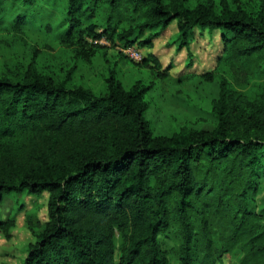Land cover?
Here are the masks:
<instances>
[{
    "label": "trees",
    "instance_id": "1",
    "mask_svg": "<svg viewBox=\"0 0 264 264\" xmlns=\"http://www.w3.org/2000/svg\"><path fill=\"white\" fill-rule=\"evenodd\" d=\"M14 1L23 6L11 18L0 5V31L19 34L36 18L24 10L33 0ZM249 1L68 0L65 32L83 34L89 48L76 57L88 62L116 45L152 48L175 20L169 45L187 50L190 67L194 29L216 30L221 53L200 75L217 87L210 129L188 118L155 134L146 117L154 81L125 88L105 54L99 92L71 84L75 66L61 76L33 61L0 70V195L49 194L46 222H27L33 240L22 264H264V207H255L264 178V0ZM115 52L155 79L170 77L153 54L136 62ZM14 226L13 217L0 221L7 239Z\"/></svg>",
    "mask_w": 264,
    "mask_h": 264
},
{
    "label": "rangeland",
    "instance_id": "2",
    "mask_svg": "<svg viewBox=\"0 0 264 264\" xmlns=\"http://www.w3.org/2000/svg\"><path fill=\"white\" fill-rule=\"evenodd\" d=\"M197 1L202 0H191V4H194ZM0 5L4 9L3 17L10 18L17 8H22L23 6L20 1L14 0H1ZM67 7L68 0H33L30 6L24 4V10H27L31 15H34L36 21L24 24V27H22V33L19 34L13 33L7 27H4V30L0 31V70L7 65H14L17 62H21L25 67L33 61L35 66L42 72L49 75L61 76L68 69L75 66V70H73L72 74L73 81L71 84H82L99 92L98 90L103 88L101 75L104 73L106 67L105 58L108 57L113 60L114 56H111V54L116 52L112 49L106 51V53L103 49L98 50V54L94 55L89 62L77 58L76 52L81 51L82 48L86 50L89 47L87 45H83L84 47L81 46L83 34L78 35L79 32L66 34L65 31L69 23L66 19ZM84 28L85 27L83 26L81 29ZM172 29H175L177 32L175 20L168 26L167 31ZM176 32L172 34V37ZM195 33L196 36H194V40L191 43V51L194 54L192 61H199L202 68H211L215 64L217 55H219L222 50L219 33L216 32V30L212 32L207 30L199 31L198 29H195ZM168 34L169 32H165V36ZM170 39L166 43H163L161 39L157 42L156 54L164 69L172 63H176L175 66L179 69L186 64V62L184 63L186 52L183 50V54H180L175 45H169ZM139 47L142 49V53L145 56L146 49L141 46ZM34 53L36 55H34ZM125 62L136 67L135 69L138 73L139 71H142V79L145 81L147 80L146 76L149 72L147 69L137 67L135 64H131L127 59H125ZM176 93L180 94L181 90ZM182 93H184V91H182ZM214 93L217 94L216 87ZM148 96L150 97L149 94ZM209 99L210 98L207 97V102ZM199 103L201 107H204L203 105L206 103V100L202 99ZM209 109L210 107L200 109L199 114L190 117L183 116L179 118L171 114L165 118H161L160 108L156 102L152 100V104L146 112V117L150 121V126L153 132L154 129H161L169 134L174 130H177L180 124L188 118L192 119L190 122L192 126L196 128L210 129L214 126L215 118L210 114ZM262 182L263 188L257 195L255 202L257 211H260V209L264 207V178ZM43 192L47 191L31 194L34 197H39V200H45V196L42 195ZM18 193L19 192H10L3 194L4 196L0 202V212L5 214L4 216L7 218L13 217L16 219L26 215L28 220L32 223L46 222V210L43 207H38L37 213L36 211H32V204L34 202H31V199L26 201L27 206L24 204L28 192H22L21 196H19ZM38 203L39 201H37V204ZM25 210L28 211L26 214L24 213ZM5 246L4 238L3 236H0V255L1 253H4L3 249ZM225 260L226 264H234L235 261L232 258H227ZM170 264L179 263L171 259Z\"/></svg>",
    "mask_w": 264,
    "mask_h": 264
},
{
    "label": "crops",
    "instance_id": "3",
    "mask_svg": "<svg viewBox=\"0 0 264 264\" xmlns=\"http://www.w3.org/2000/svg\"><path fill=\"white\" fill-rule=\"evenodd\" d=\"M167 28L153 40L152 48H144L146 49V54L150 53L158 58L156 54L157 42L161 39L163 43H166L172 37V34L176 32L175 29L167 31ZM165 32H169V34L165 36ZM195 34L196 33L194 29V36H196ZM183 50H185L186 52L184 59L185 63L187 60V50L185 48H182L178 51L180 54H183ZM114 55L115 60L117 61V76L121 80L125 88L131 87L136 80L142 79V71H139L138 73L135 69L136 67H133L132 65L126 63L125 59L121 55ZM175 65L176 63L168 65L171 66L169 70L170 77L166 80L155 79L153 75L147 71L148 73L146 76V81H154V86L149 91V95L150 98L154 102H156V104L160 108L161 118H165L171 114L179 118L183 116L190 117L199 114L200 109L210 107L211 100L214 99L217 95L214 93L216 87L215 82L207 83L200 77L202 73L211 71L214 66H212L211 68H202V65L199 64V61H192V65L190 67L186 66L185 64V66L180 67L179 69H177ZM161 67V69H164L162 65ZM179 90H181V93L177 94L176 92ZM182 91H184V93H182ZM207 97L210 98L208 102ZM202 99L206 100V103H204L203 105L204 107H201L199 103ZM154 133L168 135L167 132L161 129H154ZM18 194L19 196H21V193ZM27 194L28 196L25 197L26 199L24 201L25 206H27L26 201L28 199H31V202H34L32 204V211H36L37 213L38 207H43L45 210L47 209V201L49 197L48 192L42 193V195L45 196V200H39V197H34L31 193ZM3 196L4 195H0V202ZM37 201H39L38 204ZM27 212V210L24 211L25 214ZM4 215L5 214L0 212V221L7 219V217H5ZM27 220L28 218L26 217V215H24V217L15 219V226L9 230V239H7L0 231V236H3L6 245L3 249L4 253H1L0 255V264H22L26 255V247L28 243L33 240V234L28 227ZM43 223L45 222H42L41 224L43 225ZM218 264H226V260H223Z\"/></svg>",
    "mask_w": 264,
    "mask_h": 264
},
{
    "label": "built area",
    "instance_id": "4",
    "mask_svg": "<svg viewBox=\"0 0 264 264\" xmlns=\"http://www.w3.org/2000/svg\"><path fill=\"white\" fill-rule=\"evenodd\" d=\"M89 42L106 46V47H111V43L108 39L105 37L101 38H88L87 39ZM115 49L119 50L122 54H124L128 59L132 61H140L144 57L142 53V49L139 47L138 44L134 45H116Z\"/></svg>",
    "mask_w": 264,
    "mask_h": 264
}]
</instances>
